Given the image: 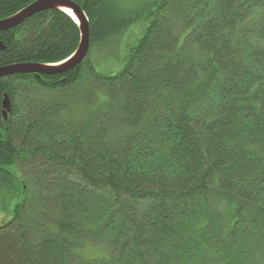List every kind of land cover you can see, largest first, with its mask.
I'll list each match as a JSON object with an SVG mask.
<instances>
[{
    "label": "trees",
    "instance_id": "trees-1",
    "mask_svg": "<svg viewBox=\"0 0 264 264\" xmlns=\"http://www.w3.org/2000/svg\"><path fill=\"white\" fill-rule=\"evenodd\" d=\"M33 1L0 0V20ZM74 1L94 48L150 22L118 73L89 56L0 78V189L19 176L25 193L0 264H264V0ZM80 41L45 10L1 30L0 67Z\"/></svg>",
    "mask_w": 264,
    "mask_h": 264
},
{
    "label": "rangeland",
    "instance_id": "rangeland-1",
    "mask_svg": "<svg viewBox=\"0 0 264 264\" xmlns=\"http://www.w3.org/2000/svg\"><path fill=\"white\" fill-rule=\"evenodd\" d=\"M124 3L122 0H120ZM130 7L134 9H140L141 7L153 6L159 0H125ZM125 4V3H124ZM150 17L147 15H142L139 21L131 23V27L128 28L120 38H114L110 40L109 44L104 45L106 47L96 48L93 53V59L98 55L99 61L96 63V68L98 70L107 73H118L122 70V66L126 61V57L134 45L145 32L147 26L149 25ZM114 49V50H113ZM99 52V53H98ZM98 53V54H97ZM198 57V56H195ZM11 170L19 175V169L17 165L9 166ZM16 184L8 188L0 189V222L8 221L13 216V210L17 203L21 202L24 198L25 193H23L22 182L19 181V176L17 177ZM90 254L98 255L102 253L101 248L93 247Z\"/></svg>",
    "mask_w": 264,
    "mask_h": 264
},
{
    "label": "water",
    "instance_id": "water-1",
    "mask_svg": "<svg viewBox=\"0 0 264 264\" xmlns=\"http://www.w3.org/2000/svg\"><path fill=\"white\" fill-rule=\"evenodd\" d=\"M69 7L74 16L67 12L63 7ZM61 9L64 12H67L71 17L75 19L78 26L81 29V43L78 47V52L69 58L67 62L53 66L50 64L42 65L38 63H24V64H13L10 67H2L0 68V77L13 75V73H37V74H57L68 71V69L75 68L78 64L85 61L84 59L87 57L89 53L90 46V25L88 17L85 16L83 8L75 4L73 0H35L30 6H28L23 12L21 19L18 17H13L11 20H0V31L2 29H10L11 27L22 24V22L28 18L33 16L34 14L43 12L48 9ZM5 107L4 116L5 118L8 115V112L11 109L10 100L6 97L4 101Z\"/></svg>",
    "mask_w": 264,
    "mask_h": 264
},
{
    "label": "bare ground",
    "instance_id": "bare-ground-1",
    "mask_svg": "<svg viewBox=\"0 0 264 264\" xmlns=\"http://www.w3.org/2000/svg\"><path fill=\"white\" fill-rule=\"evenodd\" d=\"M74 1V0H73ZM34 2V1H33ZM32 2V3H33ZM75 2V1H74ZM31 3V4H32ZM30 4V5H31ZM30 5H28V6H30ZM28 6H26L24 9H22L20 12H18V13H16V14H14V15H12L11 17H9V18H5V19H1V20H11V18H13V17H18V19H21V17H22V12L28 7ZM61 7H63V6H61ZM67 12H69V13H71L73 16H74V13L72 12V10L69 8V7H63ZM48 10H50V9H48ZM59 10H61V9H59ZM45 11V10H44ZM85 16H86V14H85ZM31 17H33V16H31ZM31 17H28V18H31ZM88 17V16H87ZM28 18H26L22 23H24V22H26L27 20H28ZM88 20H89V17H88ZM89 22H90V20H89ZM20 25H22V24H19V25H17V26H14V27H11L10 29H2V30H11L12 28H16V27H18V26H20ZM1 32V31H0ZM39 64V63H38ZM51 65H53V66H56L57 67V65H60V63H56V64H51ZM10 66H13V65H10ZM10 66H2V67H10ZM2 67H0V68H2ZM16 74H24V73H16ZM0 78H2V77H0Z\"/></svg>",
    "mask_w": 264,
    "mask_h": 264
}]
</instances>
